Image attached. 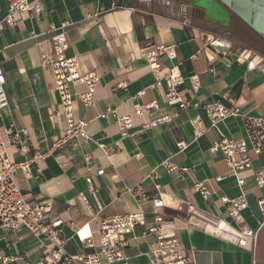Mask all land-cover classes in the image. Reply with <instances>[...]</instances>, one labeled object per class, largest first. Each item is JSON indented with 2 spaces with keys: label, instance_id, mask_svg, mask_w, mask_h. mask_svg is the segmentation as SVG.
<instances>
[{
  "label": "crops",
  "instance_id": "0c3cea01",
  "mask_svg": "<svg viewBox=\"0 0 264 264\" xmlns=\"http://www.w3.org/2000/svg\"><path fill=\"white\" fill-rule=\"evenodd\" d=\"M30 4L41 13L24 14L17 26L0 32V63L9 101L1 130L5 133L12 124L28 130L24 150L9 147L14 162L48 154L32 163L31 177L19 171L17 180L29 202L46 205L52 219L64 222L65 251L76 258L69 264H84L79 260L95 252L76 232L82 229V238L91 234L97 246L102 220L128 214H143L147 226L162 216L163 227L176 234L196 264H264V228L254 248L251 242L241 246L232 237L235 231L259 228L257 202L264 200V187L257 185L254 172L264 164V155L254 156L253 170L234 174L212 147L223 137L248 141L245 119L229 117L217 130L211 128L205 111V106L218 102L242 116L264 117V53L234 46L212 30L213 24L193 17L188 5L176 0H30ZM6 11V0H0V14ZM59 34L68 39L67 55L77 58L81 72L94 71L99 77L94 107L84 108L76 97L74 107L76 118L88 122V134L105 151L83 139L53 149L64 134L65 119L54 78L41 66V55ZM161 46H173L175 55L172 60L158 57L162 75L174 68L184 78L196 74L201 87L193 92L187 83L180 89L188 108L172 123L143 130V124L179 108L167 102L165 82L154 87L156 76L142 56ZM73 92L85 93L87 87L79 85ZM152 103L157 108L151 114L136 115L138 106ZM111 111L133 118L128 136L122 137ZM102 114L108 117L100 118ZM196 117L207 130L199 138L190 121ZM164 163L176 169L168 172ZM99 170L104 174L98 175ZM239 179L244 180L242 186ZM156 185L161 206L152 200L158 197ZM199 185L207 186V199L196 190ZM136 186L151 200L138 202L128 192ZM241 195L248 207L234 219L221 200ZM143 229L137 227L128 236L127 264H152L150 242L136 239ZM51 247L26 229H0V256L12 258L9 264H41ZM60 264H67L65 258Z\"/></svg>",
  "mask_w": 264,
  "mask_h": 264
},
{
  "label": "built area",
  "instance_id": "2783aa9c",
  "mask_svg": "<svg viewBox=\"0 0 264 264\" xmlns=\"http://www.w3.org/2000/svg\"><path fill=\"white\" fill-rule=\"evenodd\" d=\"M6 2V14L4 16L0 14V32L6 27L17 26L24 14L39 15L41 13L39 7L31 6L30 0H6ZM173 48V46H161L155 52L142 54L148 60L150 68L156 76L154 87H161L163 82H165L167 86L165 96L167 102L171 106L177 104L179 107L178 111L173 114L143 124V130L172 123L181 111L188 108L186 102L181 97L180 89L187 83L190 84L193 92H197L201 87L200 78L196 74L184 78L174 68L162 75L158 57L166 55L169 59H174ZM68 49V39L65 34H59L52 40L50 50L41 55V66L49 71L54 78V92L63 109L65 119L64 134L55 142L53 149L64 147L71 142L83 139L95 142L97 146L105 151V146L93 140L88 134V122L76 118L74 107L75 97L78 98L84 108L89 109L94 107V95L99 77L94 71L82 73L77 58L67 55ZM6 84V76L0 63V229H26L33 235L42 236L52 244V247L48 250L41 264H60L64 258L67 264H69L76 261V258L69 256L65 251L68 239L63 237L62 226L64 222L59 219H52L46 205L29 202L18 183L17 174L19 171L24 172L26 177H31L32 163L45 158L48 154L38 153L33 158L20 163L14 162L11 159L9 147L19 145L24 150L29 141V133L26 129H16L15 124H12L5 133L1 130L3 111L9 107L5 91ZM79 85H85L87 92H73V88ZM195 107H198V105ZM155 108H157L155 103L144 107L138 106L136 108V115L151 114ZM205 111L211 128L217 130H219V125L229 117L245 119L248 141L223 137L221 140L214 142L212 151L221 153L225 162L236 175L243 171L253 170L254 156L259 157L264 155V117L242 116L238 110H230L218 102L205 106ZM110 113L116 120L122 137L128 136L129 131L134 128L133 118L130 116H119L116 111H111ZM107 117L108 114L100 116V118ZM190 121L196 138L206 133L207 130L202 127L200 118H192ZM179 148L183 149L184 145L180 144ZM163 166L168 172L176 169L168 163H164ZM97 174L103 175L104 170H99ZM254 176L257 185L263 188L264 164L258 171L254 172ZM88 183L91 185V179H88ZM238 183L242 186L244 180L239 179ZM155 189L158 192V197L152 200L155 201L157 206H161L163 199L160 194V187L156 185ZM196 190L201 192L205 199L210 194L205 185H199ZM91 191H93V188H91ZM128 192L140 203L151 200V197L141 186L131 188ZM221 202L226 206L229 215L234 219H238L241 211L248 207L245 195L234 199L223 198ZM257 204L262 218L258 230L251 231L244 228L239 232L235 231V234L232 236L241 246H245L248 242H251L254 248L257 245L258 232L264 228V200H259ZM189 211L194 212V207L189 205ZM163 224L164 218L162 216H156L151 226H147V221L143 214H128L106 218L101 222L98 232L100 243L97 246L92 243L91 234L86 236V238L81 237V229L76 232L80 241L91 248H95V252L86 258H81L79 261L84 264H127L125 252L129 245L128 236L134 234L137 227H144L140 236L136 237V239L150 242L152 264H196L194 255L186 252L182 248L176 234L167 232ZM11 261L12 258L0 256V264H9Z\"/></svg>",
  "mask_w": 264,
  "mask_h": 264
},
{
  "label": "water",
  "instance_id": "95a60500",
  "mask_svg": "<svg viewBox=\"0 0 264 264\" xmlns=\"http://www.w3.org/2000/svg\"><path fill=\"white\" fill-rule=\"evenodd\" d=\"M181 5L204 11V19L224 29L230 27L231 15L264 40V0H176Z\"/></svg>",
  "mask_w": 264,
  "mask_h": 264
},
{
  "label": "flooded vegetation",
  "instance_id": "af4514ba",
  "mask_svg": "<svg viewBox=\"0 0 264 264\" xmlns=\"http://www.w3.org/2000/svg\"><path fill=\"white\" fill-rule=\"evenodd\" d=\"M189 11L191 15L197 19L204 17V11L202 10L189 7ZM229 30L236 38H239L241 41L248 42L249 44L252 42L251 45L254 48H259V46L264 47V40L233 14L231 15ZM232 34L231 36H233Z\"/></svg>",
  "mask_w": 264,
  "mask_h": 264
},
{
  "label": "rangeland",
  "instance_id": "374dc122",
  "mask_svg": "<svg viewBox=\"0 0 264 264\" xmlns=\"http://www.w3.org/2000/svg\"><path fill=\"white\" fill-rule=\"evenodd\" d=\"M211 24V23H210ZM208 24V25H210ZM212 30L213 31H216L218 33V35L222 36L224 39L226 40H230L232 42L233 40V45L236 46V47H245L247 49H254V50H257L259 53H264V47H261L259 46V48H254L252 47V42L251 44H249L248 42H243L241 41L239 38H236L232 33L231 31L229 30V28L226 30V29H222V27L220 25H215L213 24L212 26ZM231 34L233 36H231Z\"/></svg>",
  "mask_w": 264,
  "mask_h": 264
},
{
  "label": "bare ground",
  "instance_id": "6f19581e",
  "mask_svg": "<svg viewBox=\"0 0 264 264\" xmlns=\"http://www.w3.org/2000/svg\"><path fill=\"white\" fill-rule=\"evenodd\" d=\"M86 234H87V233L84 232V233L82 234V236L84 237V236H86Z\"/></svg>",
  "mask_w": 264,
  "mask_h": 264
}]
</instances>
